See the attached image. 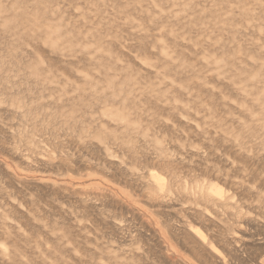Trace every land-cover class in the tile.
I'll list each match as a JSON object with an SVG mask.
<instances>
[{
    "label": "rangeland",
    "instance_id": "obj_1",
    "mask_svg": "<svg viewBox=\"0 0 264 264\" xmlns=\"http://www.w3.org/2000/svg\"><path fill=\"white\" fill-rule=\"evenodd\" d=\"M0 264H264V0H0Z\"/></svg>",
    "mask_w": 264,
    "mask_h": 264
},
{
    "label": "bare ground",
    "instance_id": "obj_2",
    "mask_svg": "<svg viewBox=\"0 0 264 264\" xmlns=\"http://www.w3.org/2000/svg\"><path fill=\"white\" fill-rule=\"evenodd\" d=\"M152 177L156 178V179H160L158 175L155 174H150Z\"/></svg>",
    "mask_w": 264,
    "mask_h": 264
}]
</instances>
